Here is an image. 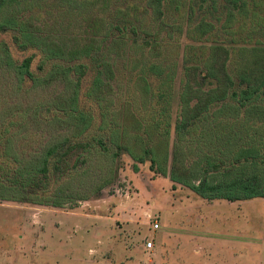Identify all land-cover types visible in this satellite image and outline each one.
<instances>
[{
	"label": "trees",
	"instance_id": "trees-1",
	"mask_svg": "<svg viewBox=\"0 0 264 264\" xmlns=\"http://www.w3.org/2000/svg\"><path fill=\"white\" fill-rule=\"evenodd\" d=\"M3 35L32 54L0 42V189L74 209L128 154L208 201L264 198V0H0Z\"/></svg>",
	"mask_w": 264,
	"mask_h": 264
},
{
	"label": "rangeland",
	"instance_id": "rangeland-1",
	"mask_svg": "<svg viewBox=\"0 0 264 264\" xmlns=\"http://www.w3.org/2000/svg\"><path fill=\"white\" fill-rule=\"evenodd\" d=\"M3 40L18 60L32 54L18 51L9 35ZM171 163L167 175L151 162L135 171L124 154L111 184L83 190L89 199L74 209L28 203L0 189V264H264V198L202 199L171 180ZM147 241L154 248L146 250Z\"/></svg>",
	"mask_w": 264,
	"mask_h": 264
},
{
	"label": "built area",
	"instance_id": "built-area-1",
	"mask_svg": "<svg viewBox=\"0 0 264 264\" xmlns=\"http://www.w3.org/2000/svg\"><path fill=\"white\" fill-rule=\"evenodd\" d=\"M149 217H150V216H149ZM153 228H154L155 230L160 229V224H159L158 221H155V223H153ZM152 248H154V243H153L152 241H147V242L145 243V249H146V250H151Z\"/></svg>",
	"mask_w": 264,
	"mask_h": 264
}]
</instances>
